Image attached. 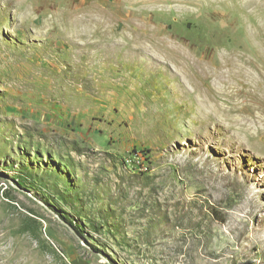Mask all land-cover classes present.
Instances as JSON below:
<instances>
[{"label": "rangeland", "instance_id": "1", "mask_svg": "<svg viewBox=\"0 0 264 264\" xmlns=\"http://www.w3.org/2000/svg\"><path fill=\"white\" fill-rule=\"evenodd\" d=\"M0 264H264V0H0Z\"/></svg>", "mask_w": 264, "mask_h": 264}, {"label": "bare ground", "instance_id": "2", "mask_svg": "<svg viewBox=\"0 0 264 264\" xmlns=\"http://www.w3.org/2000/svg\"><path fill=\"white\" fill-rule=\"evenodd\" d=\"M251 120H253V119H251ZM255 122V121H254ZM252 123H253V121H252ZM247 129H249V127L251 126V124H247Z\"/></svg>", "mask_w": 264, "mask_h": 264}]
</instances>
